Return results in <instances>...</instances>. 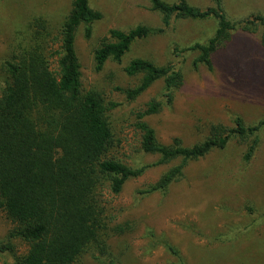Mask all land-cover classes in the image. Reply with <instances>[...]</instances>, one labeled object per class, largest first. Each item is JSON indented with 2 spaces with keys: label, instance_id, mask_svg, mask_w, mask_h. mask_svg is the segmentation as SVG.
I'll list each match as a JSON object with an SVG mask.
<instances>
[{
  "label": "trees",
  "instance_id": "obj_1",
  "mask_svg": "<svg viewBox=\"0 0 264 264\" xmlns=\"http://www.w3.org/2000/svg\"><path fill=\"white\" fill-rule=\"evenodd\" d=\"M200 7L188 0H149L150 9L160 14L163 27L145 24L121 29L110 28L100 36L93 49L94 69L99 71L108 60L117 63L131 45L164 31L172 20L214 18L213 35L206 42L195 41L173 47L174 57L195 51L192 65L212 68V55L233 38L238 28L258 32L264 47V15L254 14L232 20L224 11L222 0ZM102 13L90 0H71L68 12L57 27L43 16L33 17L28 32L14 44L1 63L3 85L0 89V209L15 224L10 237H19L27 249L4 264H73L92 248L99 264H120L108 250L106 237L126 230L129 222L109 228L103 190L117 194L132 177L143 174L152 165L172 164L159 178L138 193L160 191L183 174L187 162L213 149H222L236 138L244 146L242 158L248 162L259 141L264 118L246 123L238 114L232 123L208 122L202 136L186 144L179 136L162 142L147 120L172 104L184 74L179 64H158L150 58L133 57L122 67L124 74L136 78L128 87H116L127 101L138 98L155 82H162L158 95L135 112L134 127L139 133L137 152L157 158L151 163L129 164L112 154L117 145L111 110L116 102L102 90L85 88L81 82L80 62L75 36L83 26L85 37ZM152 246L162 244L186 264L178 249L168 240L156 239L150 231ZM9 241H0V252L12 251Z\"/></svg>",
  "mask_w": 264,
  "mask_h": 264
},
{
  "label": "rangeland",
  "instance_id": "obj_2",
  "mask_svg": "<svg viewBox=\"0 0 264 264\" xmlns=\"http://www.w3.org/2000/svg\"><path fill=\"white\" fill-rule=\"evenodd\" d=\"M175 1V0H168ZM206 7L212 0H188ZM102 13L85 37L83 26L75 36L80 62L81 82L85 88L95 86L108 100L117 103L111 110L117 145L112 154L129 164L151 163L156 155L137 152L139 133L134 115L152 96L158 95L162 82L157 81L133 101H127L116 87H128L136 78L122 71L133 57L150 58L158 64L173 61L184 74L172 104L147 120L162 142L179 136L189 144L201 138V128L208 122L232 123L238 114L246 123L264 118V47L258 32H233L230 42L212 55V68L192 65L195 51L174 57L173 47H184L195 41L206 42L213 35L214 18L177 19L162 32L135 41L117 63L108 60L99 71L94 69L93 49L100 36L110 28L126 29L145 24L163 27L160 14L150 9L149 0H90ZM232 20L254 14L264 15V0H222ZM71 0H0V89L3 85L1 63L8 58L16 42L28 32L35 16H43L57 27L68 12ZM244 146L236 138L222 149H213L203 157L190 160L183 174L165 193L140 194L172 164L152 165L142 175L129 178L119 193L103 190L108 225L129 222L125 231L106 237L108 250L120 264H177L178 258L162 244H151L148 233L168 240L186 264H264V126L259 144L248 162L242 158ZM14 223L0 209V241H9L12 251L0 252V264L12 262L24 253L27 243L10 237ZM92 248L83 252L73 264H99Z\"/></svg>",
  "mask_w": 264,
  "mask_h": 264
}]
</instances>
